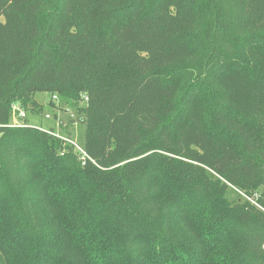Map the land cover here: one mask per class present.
I'll use <instances>...</instances> for the list:
<instances>
[{
  "label": "trees",
  "instance_id": "16d2710c",
  "mask_svg": "<svg viewBox=\"0 0 264 264\" xmlns=\"http://www.w3.org/2000/svg\"><path fill=\"white\" fill-rule=\"evenodd\" d=\"M0 264H264V0H0Z\"/></svg>",
  "mask_w": 264,
  "mask_h": 264
},
{
  "label": "rangeland",
  "instance_id": "374dc122",
  "mask_svg": "<svg viewBox=\"0 0 264 264\" xmlns=\"http://www.w3.org/2000/svg\"><path fill=\"white\" fill-rule=\"evenodd\" d=\"M54 94L55 98L52 99L48 91L35 92L33 97L40 105H43L44 110L41 113L27 111L24 113V119L29 125L44 130H54L55 134L68 138L81 147L84 140V124L80 120L82 116L78 113L77 107H82L85 101L82 98L76 100L74 97L62 98L56 93ZM17 117L16 112L11 122L17 120ZM225 196L229 200H236L240 197L246 198L247 195L229 185Z\"/></svg>",
  "mask_w": 264,
  "mask_h": 264
},
{
  "label": "built area",
  "instance_id": "2783aa9c",
  "mask_svg": "<svg viewBox=\"0 0 264 264\" xmlns=\"http://www.w3.org/2000/svg\"><path fill=\"white\" fill-rule=\"evenodd\" d=\"M51 97H52V99H54V98H55V95H52ZM13 109H14V111H18V113H17L18 116H20V117H23V116H24V112H23L22 110H19L17 106H14ZM13 115H14V114H13ZM46 117H47V115H46ZM16 119H17V118H16ZM13 124H14V125H20V122H19L18 119H17V120H15V121H13ZM57 135H58V134H57ZM67 141L70 142V143H72V144H74L75 147H76V149H77L81 154H84V153H83V150L81 149V147H79L78 145H76L73 141H71V140L68 139V138H67ZM83 156H84V155H82V157H83ZM246 199H248V200L251 201L252 203H255V202L252 201V199L249 198L248 196H246Z\"/></svg>",
  "mask_w": 264,
  "mask_h": 264
},
{
  "label": "crops",
  "instance_id": "0c3cea01",
  "mask_svg": "<svg viewBox=\"0 0 264 264\" xmlns=\"http://www.w3.org/2000/svg\"><path fill=\"white\" fill-rule=\"evenodd\" d=\"M54 131V130H53Z\"/></svg>",
  "mask_w": 264,
  "mask_h": 264
}]
</instances>
